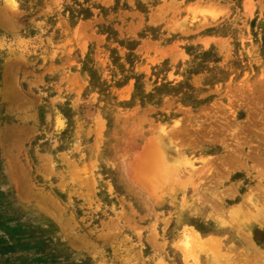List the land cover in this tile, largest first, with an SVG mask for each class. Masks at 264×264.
<instances>
[{"label": "rangeland", "instance_id": "374dc122", "mask_svg": "<svg viewBox=\"0 0 264 264\" xmlns=\"http://www.w3.org/2000/svg\"><path fill=\"white\" fill-rule=\"evenodd\" d=\"M231 261L264 264V0H0V264Z\"/></svg>", "mask_w": 264, "mask_h": 264}, {"label": "bare ground", "instance_id": "6f19581e", "mask_svg": "<svg viewBox=\"0 0 264 264\" xmlns=\"http://www.w3.org/2000/svg\"><path fill=\"white\" fill-rule=\"evenodd\" d=\"M155 146H157V148L155 147L154 149L155 150H157V152H156V156H150V157H148V159H147V165H146V167H150L151 169L153 168V166H155L154 164H156V163H158V162H160L161 160H163L164 158H165V156H164V154H163V146H166L165 145V143H164V141L162 140V139H159L157 142H156V145ZM152 153V152H151ZM163 154V155H162ZM166 163V162H165ZM159 164V163H158ZM157 165V164H156ZM167 165V164H166ZM161 166H164V165H161ZM159 168V167H158ZM164 168H165V166H164ZM161 169V168H160ZM153 171H154V169H153ZM163 172V171H162ZM163 173H165V175L164 176H160V177H162L163 178V180H164V178H167L168 176H169V179H170V174H169V172H166V171H164ZM156 173H154V175H155ZM158 174H160V173H158ZM151 174L149 175V180L150 181H154V180H152V179H154L155 178V176H151ZM156 176H158V175H156ZM159 177V176H158ZM159 177V178H160ZM159 178H158V180H159ZM161 180V179H160ZM162 180V181H163ZM157 182V180H155V183ZM161 182V181H160ZM158 183V182H157ZM156 183V184H157ZM148 184H150V183H148ZM157 185H159V183L157 184ZM154 186V185H153ZM160 186V185H159ZM158 186V187H159ZM152 186L150 185V188H151ZM153 189L155 188V186L154 187H152ZM155 191V190H154ZM155 193V192H154ZM262 216V215H261ZM193 235V234H192ZM196 235V234H195ZM195 235H193V236H195ZM248 242V241H247ZM250 244V243H249ZM243 258V257H242ZM256 258V257H255ZM257 259V258H256ZM252 260V259H251ZM230 260H228V262H229ZM245 261V260H244ZM250 261V260H249ZM260 261V260H259ZM258 261V262H259ZM233 261H231V263H232ZM253 262V261H252ZM251 262V263H252ZM255 262V261H254ZM258 262H256V263H258ZM230 263V264H231ZM250 263V264H251ZM255 263V264H256ZM233 264V263H232ZM253 264V263H252ZM262 264H263V262H262Z\"/></svg>", "mask_w": 264, "mask_h": 264}]
</instances>
